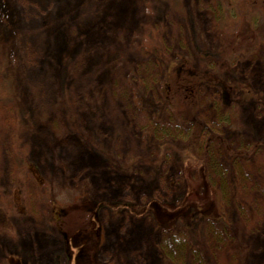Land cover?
Returning a JSON list of instances; mask_svg holds the SVG:
<instances>
[{"label":"rangeland","instance_id":"1","mask_svg":"<svg viewBox=\"0 0 264 264\" xmlns=\"http://www.w3.org/2000/svg\"><path fill=\"white\" fill-rule=\"evenodd\" d=\"M183 5L185 12L171 0H0V61L10 46L18 88V99L0 107L1 186L12 187L17 131L59 203H97L100 264H165L168 233L156 215L165 219V208L203 183L206 144L215 159L209 185L223 193L215 197L223 211L218 224L231 235L219 243L204 229L212 239L208 264H264V40L255 44L243 23L240 32L225 27V42L245 51L225 69V80L234 94L250 89L254 96L224 124L218 88L184 82L186 74L176 80L168 69L170 60L187 59L199 71L223 60L211 0ZM152 27L162 32L169 58L141 48ZM174 117L173 134L161 132L176 126L167 120ZM227 147L242 152L233 169L223 163L229 171L220 160ZM44 190L32 186L28 212L13 219L16 235L0 232V264L10 253L26 264L74 263L51 204L41 200ZM186 220L182 215L173 232Z\"/></svg>","mask_w":264,"mask_h":264},{"label":"trees","instance_id":"2","mask_svg":"<svg viewBox=\"0 0 264 264\" xmlns=\"http://www.w3.org/2000/svg\"><path fill=\"white\" fill-rule=\"evenodd\" d=\"M171 2L175 9L185 12L184 0H171ZM211 2L218 14L217 30L222 31L220 35L221 47L218 52L219 57L223 59L222 62L213 68L199 71L187 59L170 60L168 69L172 70V74L174 73L177 76L174 77L176 80H179L182 74H186L189 77H182L184 82L186 78H190L191 80H199L198 82H208L218 88L222 93L220 108L224 112L220 121L228 125L232 121V115L236 109L239 105H242L241 102L253 98L254 95L249 92L250 89L234 94V85H230L225 80V69L230 66L233 60L245 54L242 44L239 47H234L233 44L225 42L228 36H231L227 33L225 27H232V32L235 29L238 30L236 32H240L244 30L237 28V26L243 23L251 31L252 35L250 36L255 37V44L264 40V17L262 12L264 0H211ZM140 46L143 50L154 52L161 58H169L168 47L159 29L150 28V31L143 36ZM4 52L5 57L0 61V75L2 76L0 107L13 102L15 98L18 99V88L14 74L15 56L10 46L6 45L5 47V44ZM184 117L188 118L189 113H185ZM167 120L171 125L176 126H163L160 131L171 135L173 134L172 130H176L178 122L175 117ZM156 128L153 133L158 130ZM11 145L14 151L15 169L10 190L4 189L0 183V232L16 235L13 219L28 212L32 186H38L39 188L45 186V190L42 191L40 197L41 200L48 201L51 204L55 225L67 243L64 252L67 253L69 260L74 262L73 264H100L97 261V252L102 243L103 232L97 221V203L83 197L71 201L66 206L59 203L55 187L52 183L46 182L40 174L38 166L29 158L27 149L22 145L17 131L12 133ZM252 149L254 150L255 146L247 151ZM239 153L242 152L232 150L231 147L225 148L222 159H220L222 167L224 163L233 169V166L237 163ZM213 161L215 159L210 155V144H206L199 165V180L203 183L192 186L180 205L165 208L164 212L167 215L165 219L162 218L160 212L156 215L159 227H162L168 233L167 239L164 241L165 264H208V251L212 239L206 238L204 231L206 230V234L211 231L214 235H218L219 243L224 242V239L231 236L228 232L229 229L218 224L223 219V211L217 208L215 197L220 198L221 196L223 198V193L222 191L221 193H215L209 185L208 172L211 171ZM223 170L229 171L226 167H223ZM201 187H203V191ZM151 202L148 204H151ZM240 204L244 206L243 203ZM146 207L147 205L143 209ZM184 214L187 215L186 223L173 232L174 227L171 228V226L176 225V222ZM61 256L62 254H58L55 261L59 260ZM1 264L26 263L20 254L10 253L6 254Z\"/></svg>","mask_w":264,"mask_h":264}]
</instances>
